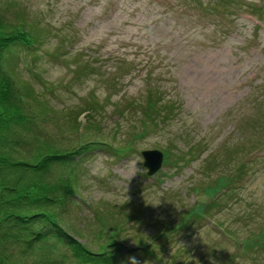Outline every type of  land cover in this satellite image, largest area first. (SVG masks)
<instances>
[{
	"label": "rangeland",
	"instance_id": "rangeland-1",
	"mask_svg": "<svg viewBox=\"0 0 264 264\" xmlns=\"http://www.w3.org/2000/svg\"><path fill=\"white\" fill-rule=\"evenodd\" d=\"M23 18L36 42L7 43L18 52L8 67L52 109L38 131L78 156L79 205L65 221L82 228L80 239L110 209L122 220L120 264H264V0H0L1 27ZM156 85L172 118L138 135L145 117L129 99ZM144 148L168 152L151 176ZM233 169L219 193H204ZM212 197L204 215L185 214ZM138 237L147 249L132 252Z\"/></svg>",
	"mask_w": 264,
	"mask_h": 264
},
{
	"label": "trees",
	"instance_id": "trees-1",
	"mask_svg": "<svg viewBox=\"0 0 264 264\" xmlns=\"http://www.w3.org/2000/svg\"><path fill=\"white\" fill-rule=\"evenodd\" d=\"M24 20L18 19V23L8 29L0 26V264H87L101 257L105 260L96 264H120L116 258L124 255L125 251L118 243L116 233L118 235L122 220L113 222L116 215L112 210L95 214L98 234L91 232L97 228L88 230L92 237L86 242L80 239L82 233L79 229L82 231V228L65 221L66 208L79 205L77 154L74 150L53 148L50 137L38 131V120L52 117V109L36 97L29 83L17 79L14 68L8 67V63L10 60L14 62L18 52L4 48L7 43L19 48L34 45L35 36ZM144 77H148V72ZM163 93L156 85L151 89L144 87L142 94L130 97L131 107L142 110L145 117L138 119L141 128L144 126L138 135L147 129L154 131L172 118V107L163 101ZM34 108L39 110L31 111ZM90 108L86 110L91 111ZM81 110L73 114L74 122ZM89 122L91 120H87L82 129H90ZM24 145L31 146L34 161H26ZM68 160L69 165L65 167ZM44 165L52 166L51 171L54 172L47 174ZM239 168L237 165L236 169ZM233 171L215 175L204 193H219L229 179L235 178L236 172ZM217 198L193 202L185 214L196 219L204 215L208 211L206 206L216 203ZM185 223L183 219L177 227ZM108 225L110 229L104 232L107 233L104 237L100 232ZM259 230L264 231V223ZM259 238L262 240L261 232L252 236L254 243L259 242ZM134 240L137 245L130 251L147 249L148 244L142 237ZM259 245H264V240Z\"/></svg>",
	"mask_w": 264,
	"mask_h": 264
},
{
	"label": "water",
	"instance_id": "water-1",
	"mask_svg": "<svg viewBox=\"0 0 264 264\" xmlns=\"http://www.w3.org/2000/svg\"><path fill=\"white\" fill-rule=\"evenodd\" d=\"M143 158V165L146 167V173H153L160 165L161 152L157 149H143L140 151Z\"/></svg>",
	"mask_w": 264,
	"mask_h": 264
},
{
	"label": "clouds",
	"instance_id": "clouds-1",
	"mask_svg": "<svg viewBox=\"0 0 264 264\" xmlns=\"http://www.w3.org/2000/svg\"><path fill=\"white\" fill-rule=\"evenodd\" d=\"M128 264H141V262L135 256H130L128 257Z\"/></svg>",
	"mask_w": 264,
	"mask_h": 264
}]
</instances>
